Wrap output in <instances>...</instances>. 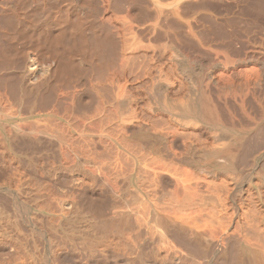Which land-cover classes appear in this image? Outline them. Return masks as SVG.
<instances>
[{"label": "bare ground", "instance_id": "1", "mask_svg": "<svg viewBox=\"0 0 264 264\" xmlns=\"http://www.w3.org/2000/svg\"><path fill=\"white\" fill-rule=\"evenodd\" d=\"M30 1L0 0V264H264V24L241 30L234 56L235 42H209L251 15L245 26L263 23L264 0H246L243 18L228 0L241 21L218 0L208 5L221 15L195 4L207 0H77L51 13L62 31H106L110 62L99 28L80 36L105 56L78 35L68 46L81 51L69 49L72 30L54 34L68 50H49V19L32 20L50 0ZM13 21L41 35L17 33L29 44L15 55ZM72 63L91 74L71 76Z\"/></svg>", "mask_w": 264, "mask_h": 264}, {"label": "rangeland", "instance_id": "2", "mask_svg": "<svg viewBox=\"0 0 264 264\" xmlns=\"http://www.w3.org/2000/svg\"><path fill=\"white\" fill-rule=\"evenodd\" d=\"M31 1H32V2H31ZM31 1H30V4H31V5H30V8H29V9L27 8V10H32V8L34 7L33 4H32L34 1H33V0H31ZM55 1H56V0H55ZM55 1H51V0L48 1V3L50 2L51 4L49 3L50 6L47 5V7L45 8V10H44L42 13H44V12L46 11L45 13H48V12H49L50 14L48 15V14H45V13H44L45 16H44L43 19H42L43 16H39V15H38L39 13H38V14H37V13H34V14H36V15L33 16V17H34L33 20H32V21H33V25H34V19H35V23H36V24H37L38 20H39V21H41V20H43V21L46 20V21H47V20L49 19V16L51 17V15H53L57 9H58L57 11L60 12V10H62V8L65 7L64 5L67 6L68 4L71 3L70 6H69V8H70V9H74V8L76 7V2H74V1H77V0H72V2H68V1H71V0H65V1H67V2H65L64 0H57V2H55ZM61 1H62V2H61ZM84 1H85V0H84ZM84 1L81 0L80 2H82V3H84V4H90V3H92L94 0H92V1H91V0H89V1L86 0L87 2H84ZM101 1H102V3L105 2V0H104V1L101 0ZM101 1H100V2H101ZM120 1H121L122 4H124V2H126V0H125V1L123 0L124 2H123L122 0H120ZM120 1L117 0V2H119V3H120ZM213 1H214V0H213ZM213 1L211 0V2H209V1L207 0L205 3H203V4L205 5V7H204V5L202 4V2H199V4H197V3H198V2H197V3H195V4H196L197 6L200 5L201 8H203L204 10L206 9L205 12L208 13V10H209V12H210L212 8H213V10H215V8H216L215 6H213V7L210 6L211 3H213ZM216 1H217V0H216ZM216 1H214V4H215V5L217 4ZM227 1H228V0H227ZM227 1L225 2L224 0H222V1H220L221 3L219 2V0L217 1V2H218V5H217V6H219V7H221V8H222V6L224 7L223 9H221V8H219V7L217 8V9H220V10H221L220 13H221L222 15H224V14H225L226 16L229 15L230 17H234V19H235V17H236V20H237L238 18H240L241 16H242V18H243V17H249V16L251 15V14H250V15L248 16V14H247V12H246V8H247V5H248V3H249V2H247L248 0H247V1H246V0H235V1H234V0H230V2H231L232 4H236V5H235L236 7H237V6H240L241 4L245 6V9H244V7H243L242 5H241V6H242L243 8L240 6L242 9L245 10V11L243 10L244 13L241 12V14H242V15L240 14L241 16L238 14L240 11L238 12V10H236V13H235V11H233V10L236 9V7H233L232 4L228 1V2L230 3V5H231V8L233 7L232 9L229 8L230 5L227 4V3H228ZM245 1H246V2H245ZM54 2H55V3H54ZM60 2H61L62 4H61ZM222 2H223V3L225 2V3L229 6V7H228L229 9H227V8H226L227 6L224 5ZM238 2H239V3H238ZM52 3H53V4H52ZM72 3H75V4L72 5ZM209 3H210V5H208ZM28 4H29V3H28ZM57 4H58V5H57ZM59 4H60V8H61V9L58 8V7H59ZM195 4H193L192 6H193V7H197V6H195ZM219 4H220V5H219ZM222 4H223V5H222ZM51 5H53L54 7H53V6L51 7ZM62 5H63V6H62ZM124 5H125V8H126V6H127L126 3H125ZM212 5H213V4H212ZM28 6H29V5H27V7H28ZM71 6H72V7H71ZM200 6H199V8H200ZM48 7H49V8H48ZM50 7H51V8H50ZM211 7H212V8H211ZM53 8H54V9L56 8V9L54 10ZM65 8H66V7H65ZM65 8H64V9H65ZM67 8H68V7H67ZM67 8H66V9H67ZM69 8H68V9H69ZM199 8H197V9H199ZM241 8H237V9H241ZM48 9H49V10H48ZM50 9H51V10H50ZM64 9H63V10H64ZM66 9H65V10H66ZM68 9H67V10H68ZM70 9H69V10H70ZM224 9H225V10H224ZM63 10H62V12H63ZM199 10H202V9H199ZM204 10H202V11L204 12ZM220 10H219V11H220ZM226 10L229 11V12L227 13ZM230 10H231L232 13L230 12ZM57 11H56V12H57ZM215 11H216V10H215ZM215 11H211L210 13L213 14V13H215ZM219 11H217L216 13H217V14H220ZM241 11H242V10H241ZM53 12H54V13H53ZM233 12H234V13H233ZM237 12H238V13H237ZM42 13H40V14H41V15H44V14H42ZM51 13H53V14H51ZM216 13H215V14H216ZM223 13H224V14H223ZM245 13H246V15H245ZM34 14H33V15H34ZM217 14H216V15H217ZM221 14H220V15H221ZM227 14H228V15H227ZM230 14H232V16H231ZM235 14H236V15H237V14L239 15V16L237 15L238 18H237V16H235ZM37 15L39 16V18L36 17ZM46 15H47V16H46ZM190 15H191V14H190ZM233 15H234V16H233ZM243 15H245V16H243ZM35 17H36V18H35ZM47 17H48V18H47ZM252 17H253V16L251 15L250 18H247L248 22H249V21H252V20L254 19V18H252ZM40 18H41V20H40ZM45 18H46V19H45ZM51 18H52V17H51ZM51 18H50V19H51ZM36 19H38V20H36ZM50 19L47 21V24H45V26H46V25H48V23H49V25H48V29L46 28L47 26H46V27H43L44 31H45L46 29L49 30V31L46 30L47 32L45 31L46 34H45L44 32L42 33L43 36H44V34L46 35V38H45V37H44V38L42 37L44 40H43L42 38H41L42 40L40 39V42H44V41H45L43 45L45 46V44H47L46 47H47L49 50L52 49L51 47H52L53 45H54V47H55V44H58V43L60 42V40L63 39L65 36H66V37H69V36H68L69 33H74L73 35H75L73 25H72V26L70 25L72 29L69 27V30H72L73 32L70 31V32L68 33L69 30L67 31V29H65V30L62 31L61 28H60L61 26L58 27V24H55V23H53V22H50ZM249 19H250V20H249ZM251 19H252V20H251ZM238 20H239V19H238ZM242 20H243V22L241 21V18H240V21H241V22L239 21V22H240L239 25H242V26H240V27H242V28L244 27L243 29H242V28H241V29L238 28L239 30L236 29V30L234 31V30H231L230 28H229V29L227 28L226 30H230V31L226 32L225 29H224V31H223L222 28H220L221 31H222V33L224 32V33H223L224 35L227 34V33H229L227 36L225 35L224 38H223V37H219V35H220V33H221L220 29H219L220 32H218V31H217L218 28H216V29H217V30H216V33H218V35H216V34L213 32V31H215V28H212V27H210V26H209V27H210V28H209V27L207 26L208 23H205V24L202 25V26L199 24L200 27H199L198 25H197V26L199 27V29H200V28H203V29H206V30H209V29H210V30L208 31L209 34L207 33V34H208V37H209V35H210V37L212 38L214 35H216V38H215V36H214V38H213L212 40L209 41V42H210L211 44H213V45L220 44V41H221V40H222V41L225 40V42L228 41V42H226V43L224 42V43L226 44V46L228 45L229 42H230L229 44H231V45H232V43L234 44V42H235V44L233 45V47L236 46V48H235V49H234V48H233V49H230V51L232 50L231 53H232L233 56H234V53H233V52H235L237 48L242 47V48H243V49L241 48L242 51L245 49V48H244L245 46L243 45V44L245 43V41H244V43L242 42V44H241V42H240V41L243 40V39L245 40L244 34L242 33V31H243L244 29H246V28H251L252 31H257V32L261 30L260 28L263 29V26H262V25L264 24V22H263V23H261V22H262L264 19H261L260 22L258 21V22L261 23V24H258L259 26L257 25V27H256L254 24H253L254 27L252 26V24H251V25L248 24V25L251 26V27H249V26H245L247 20H246V21H245V19H242ZM43 21H42V22H43ZM244 21H245V22H244ZM42 22H41V23H42ZM248 22H247V23H248ZM6 23H7V22H5L4 25H6V28H7L9 25L7 26ZM13 23H18V22H14V21H13ZM38 23H40V22H38ZM50 23H52V24L50 25ZM91 23H92V24H91ZM94 23H96V22L94 21ZM94 23H93V21L91 20L90 23H89V24H91V25L88 24V25H89V26H88V25L86 24L88 27H86V25H84V29H83L82 31H85L86 33L88 32V33H90V34H92V33L94 32L93 35H89V34H88V36H90L89 39H91L92 36H93L92 41H94V39H95L96 37H98L97 34L99 33V37L96 38L97 40L100 39V41H98V44L101 42L99 48H98V46H97V45H98L97 42H92V41H91L93 44L90 43V44H92V45H96V48H95V46H92V45H90L89 43H86L87 41L89 42V39H88L87 36L84 35V34H80V35H84V37L86 36V38H85V40L87 39L86 42H84V39H82V36H80L79 34H77V35L79 36L78 38H80L79 40H81V39L83 40L84 45H83V43H82L81 41L77 40V35H75L76 38H71L72 40L69 38L70 40L67 41V47L70 46L69 49H72L71 44H70L69 46H68V44H69V43H72V42L74 41L73 39H75L74 42H76V40H77V42L79 41V45H83V46H85V43H86V46H87V45H90L91 48H90V47L88 48V46H87L86 48H84V47L82 46L84 49H87L88 51H89V49H90V51H91V50L93 51L94 48H95L94 50H96L97 48L100 50V49L103 47V46H101V45H105V47H106V46L108 47V44L110 45V43H108L109 41H107L108 39L106 38V39H107L106 41H107L108 44H107V45H106V44H103L102 41H105V38H104V36H100V35H105V37L110 36V35H107V36H106V34H105L106 31H105V32L101 31V29L99 28V26H98V27L95 26V27H96L95 30H96L97 28H99L100 32L97 33L95 30H93V32H91V29H92L91 27H92V25H93ZM11 24H12V23H11ZM18 24H19V23H18ZM97 24L99 25V23H97ZM97 24H96V25H97ZM206 24H207V25H206ZM53 25H54V26H53ZM56 25H57V26H56ZM94 25H95V24H94ZM94 25H93V28H94ZM17 26H18V27H22V26H20V24H19V25L14 24V29H15V27H17ZM34 26H35V27H34ZM34 26H32V27H33L32 29L36 28V25H34ZM43 26H44V25H43ZM49 26H50V28H51L52 30H53L54 28H56V27H57L58 29L56 28V29H54V30L52 31V30H50ZM52 26H53V27H52ZM261 26H262V27H261ZM85 27L88 28L87 31H86ZM252 27H253V28H252ZM258 27H260V28H259L260 30H258V29L256 30V29H255V28H258ZM11 28H12V29H10V26H9V30H10V31H11V30L13 31V30H14V29H13V24H12V27H11ZM89 28H90V29H89ZM7 29H8V28H7ZM18 29H19V28H18ZM18 29L16 28L15 31H16V30L18 31ZM26 29L29 30V27H27ZM26 29H25V33L28 32V30H26ZM30 29H31V28H30ZM32 29H31V30H32ZM59 29H60L63 33H61L60 31H58V33H57V31H55V30H59ZM211 29H212V30L214 29V30L212 31ZM9 30H8V31H9ZM20 30H21V29H19L18 32L16 31V32H13V33H12V31H11V36H12L13 38L11 37L10 40L8 39V40H9V41H8V44L12 43V44H10L12 47H11L10 45L6 44V43H5V44H6L5 46H9L10 48H9V47H4V48H7V49L9 48V49H8V52H10V51H9L10 49H11V52H14V51H16V48H18V52H19V54H20V53H21V50L19 51V49L23 48V46H24L23 43L25 44V42H26V44H27V43L29 44V42H27L28 39H29L30 41H31L32 39L34 40V41L32 40V42H30L31 44H32L33 42L36 43V41L39 40L38 37H39V36L41 37V35L39 34V32H38L39 35L37 36V32H35V30H33L35 34L32 33L33 31L31 32V30H29L28 33H32L33 36L36 35V36H34L35 38L37 37L36 39H35L33 36H30L28 33L26 34L27 36H25V35L22 36L21 33H19V32H21ZM89 30H90V32H89ZM99 30H97V31H99ZM241 30H242V31H241ZM22 31H24V30H23V27H22ZM26 31H27V32H26ZM64 31H67V33H65ZM231 31H232V32L234 31L233 34L231 33ZM237 31H241V32L238 33ZM261 31H262V30H261ZM261 31H260V32H261ZM48 32L51 33V34H49ZM52 32H54V33L52 34ZM59 32H60L61 34H63V37H62V35H60L62 38L60 39V38L58 37L59 39L57 40V38H55V36H57V34H58V36H59V34H60ZM85 32H84V33H85ZM203 32H204V31H203ZM236 32H237L238 34H237ZM257 32H255L254 35H253V36L256 37V38L259 37L258 35H260V32H259V34L256 35ZM17 33L21 35L20 39L18 38L20 35H18ZM56 33H57V34H56ZM81 33H82V32H81ZM86 33H85V34H86ZM95 33H96V36H95ZM100 33H101V34H100ZM102 33H103V34H102ZM222 33H221V36H222ZM241 33H242V34H241ZM12 34H16L17 36L15 35V37H17V38H14V36H13ZM32 34H31V35H32ZM54 34H55V36H54ZM107 34H108V33H107ZM231 34H232L233 36H232ZM252 34H253V32H252ZM28 35L30 36V38L28 37ZM47 35H48V36H47ZM71 35H72V34H71ZM71 35H70V37L73 36V35H72V36H71ZM229 35H230V36H229ZM236 35H237V36H236ZM238 36H240V37H239V40H238V38H236V37H238ZM31 37H33V38H31ZM40 37H39V38H40ZM53 37H54V38H53ZM84 37H83V38H84ZM102 37H103L104 39H103ZM111 37H112V36H110L109 38H111ZM217 37H219V39H218ZM231 37H233V38H232L233 41H232ZM21 38H26L27 41H26L25 39H23L24 41H21V42H23V43H22V45H21L22 47L20 48V42H19V41L22 40ZM49 38H50V39H49ZM52 38H53V39H52ZM220 38H221V39H220ZM222 38H223V39H222ZM227 38H228L229 40H228ZM235 38H236V41L238 40V42H239L240 44L237 43L236 41H234ZM18 39H19V41H18ZM47 39H49L50 41L47 40ZM64 39H65V41H66L67 38H64ZM64 39H63V41H64ZM226 39H227V40H226ZM240 39H241V40H240ZM257 39H258V38H257ZM13 40H14V41H13ZM15 40H16L17 43L15 42ZM54 40H55V42H54ZM67 40H68V39H67ZM101 40H102V41H101ZM109 40H110L111 42H112V41L114 42L113 37H112V39H109ZM219 40H220V41H219ZM47 41H48V42H47ZM57 41H58V42H57ZM63 41L61 40V42H60V44H59V47H57L58 45L55 47V48L57 49V51L60 49V47H61L63 44L66 43V42H64V43L62 44ZM106 41H105V42H106ZM211 41H213V42H211ZM222 41H221V43H222ZM5 42H7V40H6ZM9 42H10V43H9ZM13 42H14V44L16 43V46H19V47H15V48H14V47H13ZM37 42H38V41H37ZM49 42H50V43H49ZM68 42H69V43H68ZM74 42H73V43H74ZM113 42H112V44H113ZM216 42H217V43H216ZM48 43H49V44H48ZM80 43H82V44H80ZM94 43H96V44H94ZM115 43H116V42H115ZM115 43H114V44H115ZM236 43H237V44H236ZM28 44H27V45H28ZM61 44H62V45H61ZM112 44H111V47L114 45V44H113V45H112ZM225 44H224V45H225ZM50 45H51V46H50ZM60 45H61V46H60ZM74 45H75V47H76V46H77V47L75 48ZM79 45H78V43H77V45H76V44H73L72 46H73V48H75L76 50H75V49H74V50L72 49V51H76V52L81 51L80 49H79V51H77ZM231 45H229L230 47H229V46H228V47H229V48H232ZM239 45H240V46H239ZM48 46H49V47H48ZM193 46H194V45H193ZM67 47H66V44H65L64 46H62V48H64V49H67ZM80 47H81V46H80ZM92 47H93V49H92ZM100 47H101V48H100ZM105 47L102 49L103 51H104ZM109 47H110V46H109ZM109 47H108V48H109ZM111 47L109 48L110 50L114 47V49L111 50L112 54L109 53V51H107L108 48H106L107 50H105V51L107 52V54L102 52V54H106V56H105V55H102L101 53H99L100 51H99L98 49H97V53L100 54V55H102V56H105V58H107V56L109 57V55L112 56V57L114 58V57H115L114 55H116V54H114V53H116L115 45H114L112 48H111ZM117 47H118V46H117ZM117 47H116V49H117ZM180 47L182 48V45H181ZM185 47H187V48L189 49V54H188V56H189L190 53L192 52L191 54H192L194 57H193L192 55H191V56H192L193 58L197 57V56H195V55H198L197 53H201V55L199 54L200 56H203V54H204V56H206L208 53H209L208 55H211V53H212V52H210V50H209V51L206 50V52H204V51H205V50H204L205 47H204L203 50H202V49H201L202 47L199 48L198 46H196V47H198L200 50H197V52H196V54H195V51H191V49H193L192 46H186V44H185V46H184V44H183V48H184L185 50H187V48H185ZM12 48H13L14 50H12ZM50 48H51V49H50ZM55 48H53V50H54ZM62 48H61V49H62ZM83 48H81V49L83 50ZM183 48H182V51L184 52ZM198 48H197V49H198ZM7 49H5V50H7ZM205 49H206V48H205ZM5 50H3V55L6 54V53H5ZM62 50H63V49H62ZM67 50H68V49H67ZM194 50H196V49H195V46H194ZM241 50H238V49H237V51H236L235 53H236V54H239V53H241ZM51 51H52V50H51ZM59 51H61V50H59ZM83 51H84V50H83ZM83 51H82V52H83ZM92 51H91V52H92ZM105 51H104V52H105ZM190 51H191V52H190ZM207 51H208V52H207ZM6 52H7V51H6ZM16 52H17V51H16ZM85 52H86V50H85ZM185 52H186V51H185ZM185 52H184V53H185ZM193 52H194V53H193ZM202 52H204V53L202 54ZM237 52H238V53H237ZM11 54H13V53H10V57L13 59V57H14L13 55H15V52H14V54L12 55L13 57L11 56ZM108 54H109V55H108ZM186 54H187V52H186ZM205 54H206V55H205ZM16 55H18V53H17ZM199 55H198V56H199ZM212 55H213V53H212ZM5 56H8V57H5ZM18 56H19V55H18ZM18 56H17V57H18ZM102 56H100L101 59H102V61H101V59H100V57H99V59H100L101 62L99 61L98 64H100V63L102 64L104 60L107 61L108 58H107V59H104ZM191 56H190V57H191ZM213 56H215V55H213ZM3 57H5V58L7 59V60H6L7 63L9 62V60L12 61V59H9V55H8V54L4 55ZM112 57H110V58L113 59ZM192 57H191V58H192ZM5 58H4V59H5ZM110 58L108 59V61L110 60ZM14 59H15V57H14ZM109 62H110V61H109ZM10 63H11V62H10ZM73 64H74L75 68H76V65H77V66L80 65L79 63L76 64V65H75V63H72V64H70V65H73ZM102 65H103V64H102ZM100 66H101V65H100ZM70 67H71V66H70ZM70 67H68V68H69V69H72V68H73V67H72V68H70ZM69 69H68V70H69ZM73 69H74V68H73ZM73 69H72V72H68V74L71 73V74L74 75V72H77V71H78L77 69H80V67H77V68L74 69V70H73ZM81 69H82V68H81ZM81 69H80V71H81L80 74H83V73L85 74V72H87V73L89 74L88 71H90V69L86 70V69H84V67H83L82 70H81ZM68 70H67V71H68ZM75 70H76V71H75ZM83 70H86V71L82 72ZM233 70H234V71H237V73L234 74V75L232 74V71H233ZM233 70L230 71V73H231L233 76L236 75L237 77H238L239 73L242 71V69H237V70H236V69H233ZM239 70H241V71H239ZM67 71H66V72H67ZM69 71H71V70H69ZM73 71H74V72H73ZM78 72H79V71H78ZM78 72L75 73V75L78 74ZM87 73H86V74H87ZM233 73H235V72H233ZM68 74H67L66 76H67V77H70V76H68ZM71 74H70V75H71ZM84 74H83V75H84ZM86 74L84 75V77L86 76ZM88 74H87V75H88ZM90 74H91V73H90ZM90 74H89V75H90ZM73 75H71V76H73ZM75 75H74V76H75ZM89 75H88V76H89ZM88 76H86V77H88ZM76 77H77V76H76ZM80 77H81V75L79 76V78H80ZM82 77H83V76H82ZM237 77H236V78H237ZM73 78H74V77H72V79H73ZM77 78H78V77H77ZM75 79H76V78H75ZM262 143L264 144V142H262ZM259 146L261 147L260 144H259ZM259 146H256V147H255V145H254L253 147H255L256 149H258ZM262 146H263V145H262ZM255 148H252L250 154L255 153V151H256V152L258 151V150H254ZM253 150H254V152H253Z\"/></svg>", "mask_w": 264, "mask_h": 264}]
</instances>
